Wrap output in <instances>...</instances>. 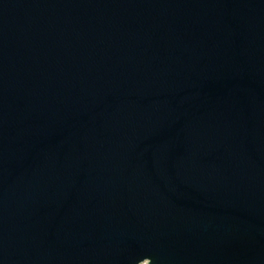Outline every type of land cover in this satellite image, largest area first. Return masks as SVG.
<instances>
[{"label":"water","instance_id":"water-1","mask_svg":"<svg viewBox=\"0 0 264 264\" xmlns=\"http://www.w3.org/2000/svg\"><path fill=\"white\" fill-rule=\"evenodd\" d=\"M0 264H264V0H0Z\"/></svg>","mask_w":264,"mask_h":264}]
</instances>
